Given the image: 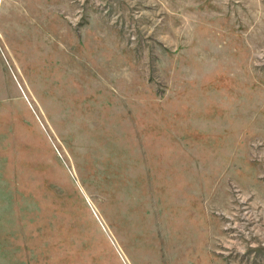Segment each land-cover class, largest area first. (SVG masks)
Segmentation results:
<instances>
[{
  "label": "rangeland",
  "instance_id": "obj_1",
  "mask_svg": "<svg viewBox=\"0 0 264 264\" xmlns=\"http://www.w3.org/2000/svg\"><path fill=\"white\" fill-rule=\"evenodd\" d=\"M0 264H264V0H0Z\"/></svg>",
  "mask_w": 264,
  "mask_h": 264
}]
</instances>
